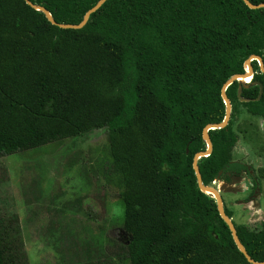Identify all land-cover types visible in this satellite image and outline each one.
Instances as JSON below:
<instances>
[{"label":"trees","instance_id":"16d2710c","mask_svg":"<svg viewBox=\"0 0 264 264\" xmlns=\"http://www.w3.org/2000/svg\"><path fill=\"white\" fill-rule=\"evenodd\" d=\"M30 1L57 23L78 24L98 0ZM252 55L264 66V7L242 0H106L79 29L52 24L24 0H0V157L106 133L127 238L102 260L88 259L89 246L85 261L74 250L70 264L73 256L75 264H250L214 197L198 188L192 160L207 148L204 126L224 118L222 85ZM250 64V80L225 89L226 126L208 130L212 150L197 159L204 185L250 175L232 159L239 107L264 120V72ZM223 209L248 255L263 261L264 225L235 223ZM0 264H29L16 213L0 214Z\"/></svg>","mask_w":264,"mask_h":264},{"label":"rangeland","instance_id":"374dc122","mask_svg":"<svg viewBox=\"0 0 264 264\" xmlns=\"http://www.w3.org/2000/svg\"><path fill=\"white\" fill-rule=\"evenodd\" d=\"M239 111L233 122L239 139L232 159L245 164L250 175L243 172L239 181L232 177L212 185L234 187L218 190L226 209L235 223L257 231L264 225V120L243 107ZM109 165L103 128L0 157V214L18 215L29 264H70L74 250L85 261V246L91 249L88 259L102 260L115 252V242L126 240L120 187L111 179ZM73 261L77 263L74 256ZM113 264L128 263L114 258Z\"/></svg>","mask_w":264,"mask_h":264},{"label":"water","instance_id":"95a60500","mask_svg":"<svg viewBox=\"0 0 264 264\" xmlns=\"http://www.w3.org/2000/svg\"><path fill=\"white\" fill-rule=\"evenodd\" d=\"M26 4H28L30 7H32L33 9L35 10H40L44 13L45 17L47 18V20L49 22H51L52 24L60 27V28H73V29H79L81 27H83L85 25V23L87 22L88 20V17L91 13L95 12L106 0H98L94 6H92L90 9H88L85 14L83 15V18L82 20L78 23V24H64V23H57L55 22V20L52 18V16L50 15L49 11L46 10L44 7L40 6V5H36V4H33L30 0H24ZM249 8H252V9H255V8H258V7H264V3H260V4H252L250 3L248 0H242ZM252 59H256L257 62H258V65L260 67V70L262 72H264V66H263V63H262V60L260 59V57L256 56V55H252L250 56L247 60H245L244 62V67H245V72L244 73H241V74H235L233 75L231 78H229L221 87V97L224 101V104H225V115H224V118L221 122L219 123H213V124H207L204 126V128L202 129V137L203 139L206 141V144H207V148L206 150L204 151H200V152H197L194 156H193V160H192V167H193V170H194V173H195V176H196V181H197V185H198V188L203 191V192H206V193H209L211 194L215 201H216V208H217V211H218V214L219 216L223 219V221L226 223V225L228 226L229 230H230V233L232 235V239L237 247V249L243 254V256L245 257L246 261L250 264H264V260L261 261V262H258V261H254L249 255L248 253L246 252L244 246L242 245V243L240 242L237 234H236V230H235V227L233 225V222L231 220V218H229L225 212H224V209H223V201H222V197L221 195L219 194V191L218 190H221V191H233L234 187H232L231 185H227L226 183H223L219 186L218 189L212 187V186H208V185H204L202 184L201 182V176H200V172H199V169H198V166H197V159L200 157V156H207L211 150H212V144H211V141H210V137L208 135V130L209 129H214V128H221V127H224L226 126L228 120H229V116H230V112H231V104H230V101L229 99L227 98L226 94H225V89L226 87L231 83L233 82L234 80H240L242 82H244L245 80H243V78H246V77H250L252 76L253 74V70H252V66L250 64V61ZM241 84L238 85V88H237V96H238V99L240 101H246V99L242 98L240 93H241ZM262 92V88H261V84H260V90H259V94L257 96V98L259 97V95L261 94ZM238 181L241 180V177H237ZM207 190H209L210 192H207Z\"/></svg>","mask_w":264,"mask_h":264},{"label":"bare ground","instance_id":"6f19581e","mask_svg":"<svg viewBox=\"0 0 264 264\" xmlns=\"http://www.w3.org/2000/svg\"><path fill=\"white\" fill-rule=\"evenodd\" d=\"M249 79V76L246 78H243V80L247 81ZM207 192H210L209 190H207Z\"/></svg>","mask_w":264,"mask_h":264},{"label":"clouds","instance_id":"9594fccd","mask_svg":"<svg viewBox=\"0 0 264 264\" xmlns=\"http://www.w3.org/2000/svg\"><path fill=\"white\" fill-rule=\"evenodd\" d=\"M249 80H250V78H249ZM249 80H248V81H249ZM248 81H244V82L246 83V82H248ZM214 182H215V181H214Z\"/></svg>","mask_w":264,"mask_h":264},{"label":"built area","instance_id":"2783aa9c","mask_svg":"<svg viewBox=\"0 0 264 264\" xmlns=\"http://www.w3.org/2000/svg\"><path fill=\"white\" fill-rule=\"evenodd\" d=\"M248 80H249V79H248ZM248 80H247V81H248Z\"/></svg>","mask_w":264,"mask_h":264}]
</instances>
